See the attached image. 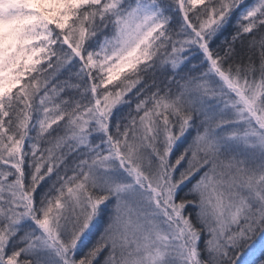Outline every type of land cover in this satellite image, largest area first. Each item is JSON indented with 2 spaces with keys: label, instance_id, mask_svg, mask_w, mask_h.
Segmentation results:
<instances>
[{
  "label": "snow or ice",
  "instance_id": "snow-or-ice-1",
  "mask_svg": "<svg viewBox=\"0 0 264 264\" xmlns=\"http://www.w3.org/2000/svg\"><path fill=\"white\" fill-rule=\"evenodd\" d=\"M0 264H264V0H0Z\"/></svg>",
  "mask_w": 264,
  "mask_h": 264
},
{
  "label": "trees",
  "instance_id": "trees-1",
  "mask_svg": "<svg viewBox=\"0 0 264 264\" xmlns=\"http://www.w3.org/2000/svg\"><path fill=\"white\" fill-rule=\"evenodd\" d=\"M256 255H259V253L257 252V254Z\"/></svg>",
  "mask_w": 264,
  "mask_h": 264
}]
</instances>
